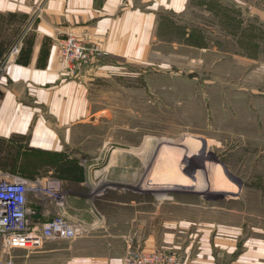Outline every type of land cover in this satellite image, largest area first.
<instances>
[{
	"label": "rangeland",
	"instance_id": "1",
	"mask_svg": "<svg viewBox=\"0 0 264 264\" xmlns=\"http://www.w3.org/2000/svg\"><path fill=\"white\" fill-rule=\"evenodd\" d=\"M134 3L158 7L164 45L154 44L145 63L113 58L124 68L103 87L91 85L95 97L103 91L93 99L96 113L65 118L38 106V120L61 129V146L30 147L31 132L0 139V176L54 185L65 198L66 189L120 202L133 196L146 225L134 240L152 228L166 232L162 248L178 252L182 264L177 242L197 246L209 235L220 243L216 264H230L224 238L240 233L241 243L254 242L264 231V0H187L179 13L159 0ZM27 200L42 220L63 214L62 201L47 194L30 190ZM126 210L114 205L113 214L130 218ZM82 214L78 223L88 226Z\"/></svg>",
	"mask_w": 264,
	"mask_h": 264
},
{
	"label": "crops",
	"instance_id": "2",
	"mask_svg": "<svg viewBox=\"0 0 264 264\" xmlns=\"http://www.w3.org/2000/svg\"><path fill=\"white\" fill-rule=\"evenodd\" d=\"M163 4L178 13L187 8V0H159V6ZM157 8L140 7L134 0H0V139L10 140L31 132L30 147H60L61 139H57L59 134L55 131L61 129L38 120V106L65 118L99 111H95L93 99L101 100L103 91L100 89L95 97L91 85L103 87L113 70L116 73L124 68L113 58L125 63H145L152 57L154 44L164 45L165 40L157 33ZM69 33L98 48L90 66L77 78L67 77L58 57L59 39ZM12 45L14 51L10 50ZM158 53L162 59L166 56L161 50ZM60 122L65 124L63 119ZM66 192L68 198L63 196L60 216L79 221L85 210L88 234L73 242L48 239L33 253L14 249L15 261L18 258L23 264H43V260L46 264H124L130 246L153 250L169 241L166 232L161 237L155 228L134 240L136 232L143 231L146 225L142 217L136 216L133 196L130 201L120 202L104 193L95 197L90 192ZM96 200L103 203L102 214L95 213ZM82 202L87 206L84 209ZM119 204L126 211L130 208V218L120 219L113 214L114 205ZM137 212L142 215L150 211ZM38 220L48 219L39 216ZM260 232L254 242L251 239L241 243L240 233L221 241L223 249L233 257L230 264H264L263 229ZM209 237L197 246L192 241L186 243V239L177 242L176 247L183 250L182 264H216L214 246L220 243Z\"/></svg>",
	"mask_w": 264,
	"mask_h": 264
},
{
	"label": "built area",
	"instance_id": "3",
	"mask_svg": "<svg viewBox=\"0 0 264 264\" xmlns=\"http://www.w3.org/2000/svg\"><path fill=\"white\" fill-rule=\"evenodd\" d=\"M97 46L87 43L74 34L58 42V57L67 76L78 77L97 55ZM15 50L14 47L12 49ZM47 194L52 201L61 204L54 185L39 187L29 185L21 177L0 176V264H21L12 255L14 249H25L33 253L42 248L46 240L82 236L87 226L57 215L40 222L37 213L28 205V191ZM176 251L162 247L153 250L129 248L124 264H181Z\"/></svg>",
	"mask_w": 264,
	"mask_h": 264
},
{
	"label": "bare ground",
	"instance_id": "4",
	"mask_svg": "<svg viewBox=\"0 0 264 264\" xmlns=\"http://www.w3.org/2000/svg\"><path fill=\"white\" fill-rule=\"evenodd\" d=\"M74 222H78V221H74ZM80 224V223H79Z\"/></svg>",
	"mask_w": 264,
	"mask_h": 264
},
{
	"label": "water",
	"instance_id": "5",
	"mask_svg": "<svg viewBox=\"0 0 264 264\" xmlns=\"http://www.w3.org/2000/svg\"><path fill=\"white\" fill-rule=\"evenodd\" d=\"M0 96H1V93H0Z\"/></svg>",
	"mask_w": 264,
	"mask_h": 264
}]
</instances>
